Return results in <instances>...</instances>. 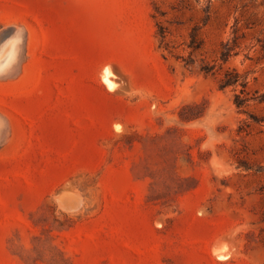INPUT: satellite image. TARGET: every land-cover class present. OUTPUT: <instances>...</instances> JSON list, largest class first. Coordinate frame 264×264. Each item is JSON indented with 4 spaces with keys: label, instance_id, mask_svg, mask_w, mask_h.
<instances>
[{
    "label": "rangeland",
    "instance_id": "obj_1",
    "mask_svg": "<svg viewBox=\"0 0 264 264\" xmlns=\"http://www.w3.org/2000/svg\"><path fill=\"white\" fill-rule=\"evenodd\" d=\"M0 43V264H264V0H0Z\"/></svg>",
    "mask_w": 264,
    "mask_h": 264
},
{
    "label": "bare ground",
    "instance_id": "obj_2",
    "mask_svg": "<svg viewBox=\"0 0 264 264\" xmlns=\"http://www.w3.org/2000/svg\"><path fill=\"white\" fill-rule=\"evenodd\" d=\"M7 29V28H6ZM20 29V28H19ZM15 32V31H14ZM19 32H21V31H19ZM12 34V33H11ZM12 35H14V34H12ZM10 36V35H9ZM2 37V36H1ZM10 38V37H9ZM8 38V40H12L13 38H10L9 39ZM4 40H6V39H4ZM7 40V41H8ZM19 40V39H18ZM0 45H1V43H0ZM6 45V44H5ZM3 46H4V44H3ZM2 48V47H1ZM6 48V47H5ZM14 48H15V46L13 45V44H10V46L7 48V50L5 51V53H4V55L1 57L0 56V69L2 68H4V66H6L7 64L9 65V62L12 60V58L14 57ZM16 49V48H15ZM5 50V49H4ZM4 50H3V52H4ZM0 51H2V49L0 50ZM1 72V71H0ZM112 72V71H111ZM113 75V74H112ZM103 80H104V82H105V84L108 86V87H113L114 86V83L115 82H113V80L112 79H110V77L109 76H111L110 75V70H109V68H105V69H103ZM113 77V76H112ZM217 242V241H216ZM228 244V243H227ZM215 247V246H214ZM224 250V249H223ZM227 250V249H226ZM229 250V249H228ZM214 251V250H213ZM217 252V251H216ZM214 253H215V251H214ZM227 253V252H226ZM228 253H229V251H228ZM220 254V253H219ZM218 254V255H219ZM224 254V253H223ZM218 255H216V256H218ZM221 255V254H220ZM219 255V256H220ZM215 256V257H216ZM223 257V256H222Z\"/></svg>",
    "mask_w": 264,
    "mask_h": 264
},
{
    "label": "trees",
    "instance_id": "obj_3",
    "mask_svg": "<svg viewBox=\"0 0 264 264\" xmlns=\"http://www.w3.org/2000/svg\"><path fill=\"white\" fill-rule=\"evenodd\" d=\"M161 33H162V35H164V32L161 31ZM191 36H192V39H194L195 35H193V33ZM189 46L191 48L196 47L194 44V40L191 41ZM223 59H225V58H223ZM205 71L208 72L209 69L206 68ZM220 80H221V86H223V87L228 86V85H233L235 87L240 85V86L244 87V85H245V81L241 78L240 74L234 69H226L224 71L223 77ZM236 103H237V105L240 104V102H238V101Z\"/></svg>",
    "mask_w": 264,
    "mask_h": 264
}]
</instances>
